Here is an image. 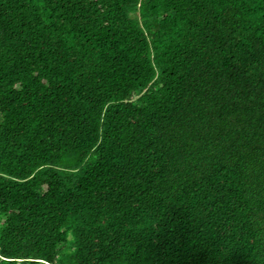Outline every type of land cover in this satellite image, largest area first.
Listing matches in <instances>:
<instances>
[{
	"label": "trees",
	"instance_id": "trees-1",
	"mask_svg": "<svg viewBox=\"0 0 264 264\" xmlns=\"http://www.w3.org/2000/svg\"><path fill=\"white\" fill-rule=\"evenodd\" d=\"M0 264H264V0H0Z\"/></svg>",
	"mask_w": 264,
	"mask_h": 264
}]
</instances>
